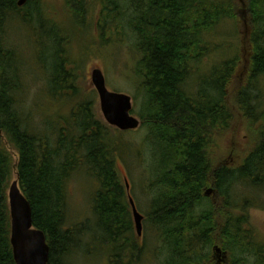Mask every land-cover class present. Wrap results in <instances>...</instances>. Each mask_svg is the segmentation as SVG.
<instances>
[{
    "label": "trees",
    "instance_id": "obj_1",
    "mask_svg": "<svg viewBox=\"0 0 264 264\" xmlns=\"http://www.w3.org/2000/svg\"><path fill=\"white\" fill-rule=\"evenodd\" d=\"M34 1L0 0V264H15L8 203L15 173L34 226L46 234L49 264H71L85 246L86 255L104 251L108 264L146 261L129 195L144 230L150 225L163 245L164 264H213L215 246L228 254L223 264H264V241L249 215L264 208V0H65L75 6V29L87 23L103 44L132 42L149 145L140 160L123 142L137 132L109 126L80 96L67 59L74 33L61 31L53 9ZM24 31L44 71L37 99L60 106L53 116L40 112L43 127L28 104L34 77L15 39ZM242 123L250 149L236 167L218 163L217 138ZM136 161L147 166L143 188L151 197L143 202L119 169ZM81 173L96 185L94 229L90 220H70L67 185Z\"/></svg>",
    "mask_w": 264,
    "mask_h": 264
},
{
    "label": "rangeland",
    "instance_id": "obj_2",
    "mask_svg": "<svg viewBox=\"0 0 264 264\" xmlns=\"http://www.w3.org/2000/svg\"><path fill=\"white\" fill-rule=\"evenodd\" d=\"M33 3L35 5L44 4V7L45 5L50 6L53 11L48 13L53 19L52 22H54V24L59 27L61 31L65 28V32H68L69 35L74 33V40H72L66 48L68 55L67 59L74 61L75 63V86L80 92L81 97H86L93 102V107H95V111L98 115H100L101 119L104 121L101 113L99 96L93 87L91 78L93 70L97 68L103 71L107 87L110 91L124 93L132 97L134 101L133 116L137 117L142 122L141 116L144 112L143 98L140 93L139 82L133 80L136 65L134 61V53L131 50L132 42L125 39L122 44H103L102 41L98 40L95 35L91 36L87 33L92 30L91 26L87 23L83 24V27L80 28L85 32L79 30L78 28L75 29L74 18H72L75 12V6H69L68 8L65 0H35ZM94 10L96 12L100 10L98 4ZM68 20L70 22L71 29L67 26ZM24 32H16L15 39L18 40L21 51L27 58L30 72L29 76L34 77L32 79L28 77L31 87L28 104L32 109V112L35 110L34 122L36 123V126L41 125L43 127V116L40 112H45L48 115L53 116L59 113L60 106L58 104L52 105L45 102L42 104L40 99H37V93L41 90L40 81L44 84V71L40 68L36 59H34L35 51L31 47L32 39L29 37L26 38L29 33ZM65 32L62 33L65 34ZM47 52L51 53L49 49L48 51L45 49L42 51L43 58L47 61V63H50L51 60L48 57ZM80 57L81 59H79ZM36 105H38V107L39 105L41 106L38 108ZM135 132H137V134L133 136L125 134L123 137L126 138V140L123 142L128 145L131 143L133 144V149L136 150L134 153L138 155V159L140 160V157H146L149 154V145L146 141L147 128H139ZM250 139V133L246 130L245 124L242 123L240 128L237 129V132L227 137L226 140L217 138L216 141L218 142V146H214L212 154L218 163L236 167L241 163L245 152L250 149ZM146 168L147 166L142 163H138V161L133 163L130 162L129 167H127L124 163L119 162L120 171L123 174L129 175L130 184L133 185L140 202L148 200L150 196L149 194H146L147 192L145 193L147 187L143 188L148 183ZM16 177L17 175L15 173V180ZM145 182L147 183L145 184ZM67 190L69 193L70 220L73 221L74 224L83 222L86 219L90 220L91 226L94 229V221L91 215L92 200L96 191L94 180L88 177L85 173H81L80 175L77 174L68 182ZM215 197V194H212L208 198L216 201ZM144 209L146 210V208ZM249 215L252 228L257 236L264 241V208L251 209L249 211ZM91 242H93V240ZM142 242H145L147 252L146 261H143L140 264L165 263L167 253L164 252L165 249L163 245H160L156 232L150 225L148 226V230H144ZM89 248L92 249L90 246ZM82 249L83 250L80 252L74 254L72 258H69L68 262L71 264H108V261L104 258L107 257L104 251L98 252L100 251V249H98V254L95 253L93 256H90L85 254L87 253L86 246Z\"/></svg>",
    "mask_w": 264,
    "mask_h": 264
},
{
    "label": "water",
    "instance_id": "obj_3",
    "mask_svg": "<svg viewBox=\"0 0 264 264\" xmlns=\"http://www.w3.org/2000/svg\"><path fill=\"white\" fill-rule=\"evenodd\" d=\"M28 0H19L18 6L23 7ZM92 84L96 90L104 121L111 127L122 131H136L141 127V120L133 116L134 101L131 96L110 91L101 69H94ZM127 191L130 192L128 179L125 180ZM214 194L212 189L205 193L207 197ZM133 218L138 238L143 236L144 216L138 211L135 201L129 195ZM8 203L11 218L10 242L13 249L15 264H49L50 247L46 234L36 228L33 222L31 203L22 192L18 179L8 189ZM228 258L227 252L219 246L213 248V264H223Z\"/></svg>",
    "mask_w": 264,
    "mask_h": 264
}]
</instances>
